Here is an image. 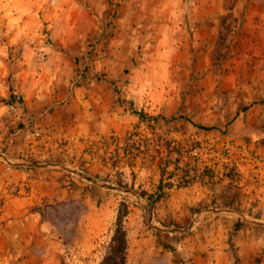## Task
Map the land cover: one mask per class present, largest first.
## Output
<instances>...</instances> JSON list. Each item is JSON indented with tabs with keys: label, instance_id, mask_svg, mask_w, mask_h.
<instances>
[{
	"label": "rangeland",
	"instance_id": "374dc122",
	"mask_svg": "<svg viewBox=\"0 0 264 264\" xmlns=\"http://www.w3.org/2000/svg\"><path fill=\"white\" fill-rule=\"evenodd\" d=\"M206 1L0 0V264H99L125 210L126 264H264V0Z\"/></svg>",
	"mask_w": 264,
	"mask_h": 264
},
{
	"label": "trees",
	"instance_id": "16d2710c",
	"mask_svg": "<svg viewBox=\"0 0 264 264\" xmlns=\"http://www.w3.org/2000/svg\"><path fill=\"white\" fill-rule=\"evenodd\" d=\"M11 100L15 99V96L11 94ZM138 117L145 119V115L142 112H134ZM198 128L202 130H212L213 128H207L204 126H198ZM193 152L195 150H192ZM191 151V152H192ZM178 156L181 158L182 153H178ZM180 162H176L174 164V170L170 173H167V170H163L161 173V179L157 186V191L153 195H149L148 200L152 199L153 203L161 200L165 191L172 190L174 188H186L191 185H194L198 182L205 183L208 176L205 171L196 168L195 170H190L187 168V164L182 168L179 166ZM171 165V164H170ZM166 165V169L170 166ZM176 179V180H175ZM128 216V211H120L114 235L111 239L110 245L107 249L105 256L99 264H126L127 261V249H128V241H127V230L124 226V219ZM236 262H239V257L236 256ZM192 264V263H191Z\"/></svg>",
	"mask_w": 264,
	"mask_h": 264
},
{
	"label": "crops",
	"instance_id": "0c3cea01",
	"mask_svg": "<svg viewBox=\"0 0 264 264\" xmlns=\"http://www.w3.org/2000/svg\"><path fill=\"white\" fill-rule=\"evenodd\" d=\"M207 1L206 0H201V10H203V9H208V5H207ZM220 5H222V4H220ZM169 12H170V14H171V8H170V10H169ZM170 17V16H169ZM195 23H198V21L196 20L195 22H194V24ZM177 24H178V22H175V24H174V27H172V26H169L168 28H169V30H171V31H177ZM193 29H194V27H192ZM206 29H207V24L206 25H204V27H203V30H205L206 31ZM167 30V28H165V31ZM263 152H264V148H263ZM242 186H244V188L243 189H240V193H242V194H244V193H248L249 194V198L250 199H252V198H254L256 195H257V193H258V191H257V189H255V187H254V185H252L251 183H245V185H243V183H240Z\"/></svg>",
	"mask_w": 264,
	"mask_h": 264
}]
</instances>
